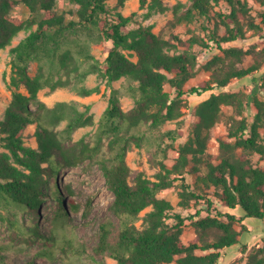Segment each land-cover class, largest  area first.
<instances>
[{
  "label": "trees",
  "instance_id": "1",
  "mask_svg": "<svg viewBox=\"0 0 264 264\" xmlns=\"http://www.w3.org/2000/svg\"><path fill=\"white\" fill-rule=\"evenodd\" d=\"M57 1L0 0V49L10 46L21 31L31 30L11 48L16 89L0 118V146L4 148L0 152V209H29L40 214L46 198L56 200L49 232L16 224L20 235L7 242L0 240V264H38L35 255L58 261L54 258L58 249L88 252L84 242L65 237L67 228L77 227L71 211L79 213L82 204L74 198L68 204L57 181L63 168L87 160L100 166L114 193L100 222L95 255L110 256L120 264H219L221 250L240 241L237 223L245 217L264 219V166L258 162L264 160V100L258 97V89L250 94L225 89L233 79L253 75L264 66V48L254 51V63L245 66L246 56L253 51L225 45L245 38L248 28H262L251 15L248 0H191L187 8L184 3L175 5L169 28L198 17L215 19L216 15L226 27L221 35L218 24L204 26L208 38L193 34L187 40L165 29L155 32L153 24L136 22L134 13L125 15L121 8L128 0H113L114 4L112 0H71L77 8L70 11V17L57 11ZM221 1L230 4V12H215ZM257 1L264 6V0ZM19 3L27 7V18L14 14ZM153 3V8L168 9L160 0ZM259 15L264 25V9ZM133 22L137 25L132 26ZM108 41L111 47L101 60L92 46ZM178 43L187 45L186 49L178 50ZM195 43L214 53L203 66L211 75L197 85H187L198 72V57L191 50ZM31 61L38 65L35 74L28 71ZM90 74L107 81L109 103L95 134L89 140H74L78 129L95 124L91 105L80 108L67 100L48 105L39 93L46 88H70L90 96L100 92L99 85L86 84ZM121 79L120 87L113 85ZM20 84L26 92L18 89ZM259 87L264 88V75ZM209 91L195 107L197 120L184 141L187 96ZM123 95L134 101L128 110L122 106ZM223 106L232 107L233 113L227 120L228 133L219 138V152L213 154L208 150L211 131L224 119ZM249 106L255 109L252 122L244 114ZM171 123L174 126H168ZM33 124L36 145L25 137ZM133 146L152 151L159 166L153 177L128 164ZM171 150L178 152L172 166L167 164ZM177 180L181 182L179 205L196 209L188 216L172 212V201L159 196ZM67 188L71 195L76 193L72 185ZM218 204L240 207L244 215L224 211ZM89 213L88 208L85 215ZM140 219L143 222L138 226ZM188 223L196 234L186 243L182 235ZM36 241L44 245L32 256L26 248ZM247 264H264V246L249 254Z\"/></svg>",
  "mask_w": 264,
  "mask_h": 264
},
{
  "label": "rangeland",
  "instance_id": "2",
  "mask_svg": "<svg viewBox=\"0 0 264 264\" xmlns=\"http://www.w3.org/2000/svg\"><path fill=\"white\" fill-rule=\"evenodd\" d=\"M163 4H168V9L161 10L158 6L151 7L154 5L153 0H128L125 5L121 8V11L125 15H131L134 13V20L141 24H153L154 31L160 32L165 29L167 32L179 35L183 40L189 39L193 34H199L202 37H209V30H205V27H214L215 24L219 25V32L221 35L226 33V27L216 15V18L209 19L206 17H198L193 22L182 23L177 25L175 28L167 27L168 22L175 17L174 6L179 3H184L187 6L191 4V0H160ZM251 9V15L254 17L255 22L260 24L262 28H248L245 38H239L235 41L226 42V46H240L245 49L253 51L252 54L247 55L243 65L248 66L255 61L254 51H261L264 48V25L261 23V18L259 13L264 9V6L260 4L257 0H248ZM57 11L66 12L67 16L70 17V11L75 10L76 4L71 0H58L57 1ZM114 4V1H111ZM231 10L229 3L221 1L215 6V12L228 13ZM14 14L21 18H27L29 16V11L23 3H19L14 9ZM41 17V14H39ZM133 22L132 26H136L137 23ZM233 26V23H231ZM36 25L33 26V29ZM247 28V26H246ZM29 31H21L12 41L10 46L4 49H0V118L3 117L4 110L10 103L13 92L16 87L12 85V53L11 48L16 46L24 37H26ZM171 36V35H170ZM169 36V37H170ZM178 50L183 51L186 49L187 45L184 43H178ZM111 47V42H100L95 43L92 46V51L95 56L101 60H104L108 54ZM192 51H194L198 57V72L195 77L190 79L187 85H197L203 80L210 78L211 72L204 69V64L214 55L211 49L202 47L200 44L195 43L192 46ZM127 54H130L127 51ZM136 59L135 56H132ZM38 65L37 62L31 61L28 65V71L31 74L37 72ZM264 75V66L260 71L255 72L253 75H248L243 78H235L231 83L225 88L230 91H242L246 94L254 92L255 89L259 98L264 100V88H258L259 84L262 82V76ZM255 77L258 79L255 80ZM123 79L113 82V85L120 87ZM86 84L89 86L99 85L100 92L94 93L90 96H82L76 91L70 88H58L56 90H51L46 88L40 91L39 97L45 101L48 105H54L57 101L67 100L74 101L80 108H84L86 104L91 105V112L94 114L95 124L82 127L74 133V140H78L82 137L90 139L96 132L99 121L108 106L109 96L111 92L110 86L107 85V81L97 74H90L86 79ZM166 88L170 89L167 85ZM23 92H26L25 87L20 84L18 86ZM211 94V91L206 92L202 95H191L187 96L188 105L185 110L184 115V136L183 140H187L189 135H191L195 121L197 120L194 114L195 107L206 97ZM122 106L125 110L130 109L134 105V101L127 95L121 97ZM225 111L224 119L217 123L211 131V140L209 142L208 150L217 154L219 152V138L225 136L228 133L227 120L228 117L233 113V109L230 106H223ZM244 114L248 117L249 122L253 121L255 109L252 106L246 108ZM64 123L61 125L63 126ZM168 126H174V123L168 124ZM35 124L30 125L26 130L25 137L29 144L36 145L35 136ZM4 148L0 146V152ZM178 156L176 150H171L167 158V164L172 166L175 159ZM259 155L254 156V160L257 161ZM127 162L136 172L143 171L148 176L153 177L155 173L159 171V166L153 156V153L148 148H138L133 146L127 155ZM264 166V160L258 161ZM191 180H195L194 176H191ZM58 187L63 192L64 199L69 204L70 200L74 198L82 204V209L79 213H74L71 211V217L73 218L74 228H67L65 231V237L72 239L73 241L84 242L89 249L88 252H81L80 254L69 251L68 253L62 250H54L55 257L58 261L54 259L47 258L46 256L35 255L38 264H102L106 262L107 264H120L116 259L105 256L104 258L95 255L93 248L98 242V232L100 228V222L108 213V208L113 202L114 193L107 187L106 179L104 173L99 165L91 164L88 160L84 163L74 166L65 167L62 169L60 175L57 177ZM175 185L162 190L159 193L160 197L167 198L172 201L175 208L172 212L181 213L182 215L188 216L191 213L196 212L194 205L191 208H184L179 205V190L181 182L179 180L175 181ZM67 185H72L76 190L74 195H71L68 191ZM91 200V206L88 207L87 203ZM203 202V201H202ZM218 206L224 211H231L236 213L237 216H243L244 211L240 207L235 209H230L224 207L221 204ZM91 209L89 215H85L87 209ZM151 207L145 209L141 213L143 217ZM0 240L10 241L16 238L19 234L17 225H27L29 228L34 229L38 227L43 234L49 232L52 225V219L56 212V200L51 198H46L41 206L40 214L35 213L29 209L25 211L12 209H0ZM143 219L138 220L136 223L138 226L142 225ZM15 223V224H14ZM184 232L182 235L183 240L186 243L195 237V228L191 223H188L184 227ZM237 228L241 230L239 236V243L224 248L221 250V257L219 264H247L248 256L251 252L257 250L264 246V219L256 217H245L242 222L237 223ZM42 241H36L32 246L26 248V252H32V256L43 247ZM45 247L52 250L47 244ZM199 253H204V251H198ZM172 264H178L176 261Z\"/></svg>",
  "mask_w": 264,
  "mask_h": 264
}]
</instances>
